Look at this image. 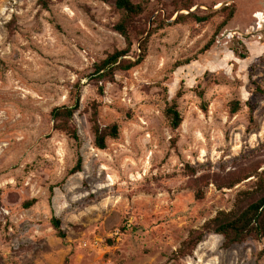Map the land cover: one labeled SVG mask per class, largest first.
<instances>
[{"label":"rangeland","instance_id":"obj_1","mask_svg":"<svg viewBox=\"0 0 264 264\" xmlns=\"http://www.w3.org/2000/svg\"><path fill=\"white\" fill-rule=\"evenodd\" d=\"M148 1V32L128 56L138 61L148 39L146 58L110 81L96 65L128 48L111 5L0 0V264H264V239L226 250L218 235L175 259L264 172V0ZM78 90L80 143L51 116L74 107ZM173 104L177 130L166 116ZM94 112L102 128H120L104 151ZM253 168L258 175L233 189L217 186ZM201 177L210 178L198 199Z\"/></svg>","mask_w":264,"mask_h":264},{"label":"trees","instance_id":"obj_2","mask_svg":"<svg viewBox=\"0 0 264 264\" xmlns=\"http://www.w3.org/2000/svg\"><path fill=\"white\" fill-rule=\"evenodd\" d=\"M113 7L116 13L119 14L120 19L115 30L126 41L127 49L124 51H116L107 59L100 62L95 67V75L100 79L114 80L115 74L120 71H130L134 67L141 64L147 53L148 39L141 42V53L136 55L138 61L128 59L130 50L134 47L135 41L142 40L148 32L147 28V4H136L133 0H97ZM187 9H192V5H185ZM232 9V11H231ZM230 10V14L220 26L218 34L224 29L234 17V7ZM226 10V9H225ZM198 22L203 23L208 19L205 17H198L191 15ZM160 28H162L164 21L160 20ZM211 44L208 45L204 51L209 50ZM239 54V51H235ZM241 59H245V55H239ZM80 90L75 94V106H63L55 108L51 116L54 122V130L65 133L69 138L76 143H80V136L78 127L75 124L74 116L80 107ZM234 112H237L234 109ZM166 116L169 124L173 130H177L183 123V117L178 111L176 104L171 105L167 111ZM90 122L92 124V132L95 137V147L99 150L107 149V141L109 139H118L120 135V128L117 124L113 126L102 128L97 120L96 112L92 115ZM259 167V166H258ZM82 169V158H79L77 167L73 170V174L80 172ZM258 169H241L229 175L224 180L225 182L217 185L220 189H233L242 182L251 177L258 175ZM189 170L193 172L192 169ZM195 176V173H192ZM259 176V181L253 191L242 192L238 195L235 206L230 212H219L218 215L207 222L200 230L193 231L187 240L181 245L180 249L175 253L176 260H183L191 257L197 250L199 245L203 243L209 235L221 236L224 240L223 247L228 250L237 245H241L248 240L262 241L264 239V172ZM206 178L201 177L194 179L196 197L198 199L204 198V192L201 183L206 181ZM207 185H210V179H207ZM216 183V181H213ZM32 205L25 204L26 208ZM2 207V193L0 191V209ZM53 227L59 232L61 238H65L62 232L61 223L57 219H53Z\"/></svg>","mask_w":264,"mask_h":264},{"label":"water","instance_id":"obj_3","mask_svg":"<svg viewBox=\"0 0 264 264\" xmlns=\"http://www.w3.org/2000/svg\"><path fill=\"white\" fill-rule=\"evenodd\" d=\"M263 27H264V24H263Z\"/></svg>","mask_w":264,"mask_h":264}]
</instances>
